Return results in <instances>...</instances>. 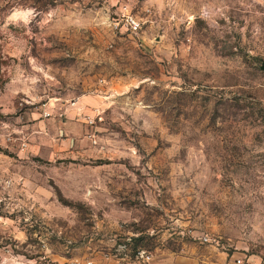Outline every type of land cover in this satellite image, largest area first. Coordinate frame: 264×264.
Returning <instances> with one entry per match:
<instances>
[{"label":"rangeland","instance_id":"1","mask_svg":"<svg viewBox=\"0 0 264 264\" xmlns=\"http://www.w3.org/2000/svg\"><path fill=\"white\" fill-rule=\"evenodd\" d=\"M123 1L0 0V264H264V0Z\"/></svg>","mask_w":264,"mask_h":264},{"label":"built area","instance_id":"2","mask_svg":"<svg viewBox=\"0 0 264 264\" xmlns=\"http://www.w3.org/2000/svg\"><path fill=\"white\" fill-rule=\"evenodd\" d=\"M83 4L97 7L100 9L110 10L115 8L113 17L108 18V23L111 31L117 34H128L131 37H136L139 40L145 25L146 19L137 16L129 11V5L123 0H81ZM139 43V41H137ZM202 242H209L207 236L201 237ZM234 264H252L245 257H237L234 259Z\"/></svg>","mask_w":264,"mask_h":264}]
</instances>
